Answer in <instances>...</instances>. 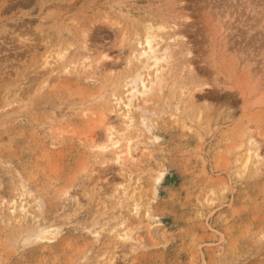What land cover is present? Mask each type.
Listing matches in <instances>:
<instances>
[{"label":"rangeland","instance_id":"obj_1","mask_svg":"<svg viewBox=\"0 0 264 264\" xmlns=\"http://www.w3.org/2000/svg\"><path fill=\"white\" fill-rule=\"evenodd\" d=\"M0 264H264V0H0Z\"/></svg>","mask_w":264,"mask_h":264},{"label":"bare ground","instance_id":"obj_2","mask_svg":"<svg viewBox=\"0 0 264 264\" xmlns=\"http://www.w3.org/2000/svg\"><path fill=\"white\" fill-rule=\"evenodd\" d=\"M145 44V49L144 50H139L138 55H137V61L140 60H146L151 62V71H153V77L154 81L158 82V80L161 78L162 75V67L161 63L165 61L164 54L162 53L161 48H159L160 42H155L152 37H147L145 38L144 41ZM139 81V82H138ZM140 84V91H136L133 89L128 90L127 94V102L124 104V114H123V119L125 120L124 122L126 123V131L125 133H130L135 129L134 126V121H133V111L135 109V106L138 104L139 99H145L146 96L148 95L149 88L143 83L142 79L138 76L135 77L133 80V85L134 88H136V83ZM131 83V84H132ZM127 87H130V83L128 84ZM118 99L113 98L112 101H110L112 104H117ZM139 124L142 130L146 131L149 133V119L145 115V113H141L139 115ZM126 134H116L115 132H111L110 130L107 133L106 137V145L101 148L102 152L106 150L108 147L113 153H117L116 155V160L118 161L120 159L119 155V150L123 145H125V154L130 155V147H131V140H126L125 135ZM260 159L258 150L254 149H249L247 151V154L244 159V167H247L252 161H258ZM25 210V209H24ZM23 209H20L19 211L21 213H24ZM14 211L11 212L13 214ZM25 216V214H23ZM121 237V236H120ZM122 239V238H121ZM124 242L126 241V237H123Z\"/></svg>","mask_w":264,"mask_h":264}]
</instances>
